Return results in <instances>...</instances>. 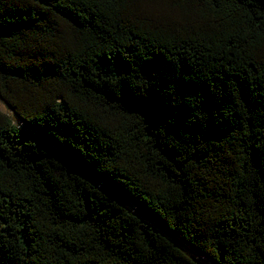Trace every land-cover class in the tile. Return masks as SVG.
I'll use <instances>...</instances> for the list:
<instances>
[{"label":"trees","instance_id":"1","mask_svg":"<svg viewBox=\"0 0 264 264\" xmlns=\"http://www.w3.org/2000/svg\"><path fill=\"white\" fill-rule=\"evenodd\" d=\"M0 99V264H264V0H0Z\"/></svg>","mask_w":264,"mask_h":264},{"label":"rangeland","instance_id":"2","mask_svg":"<svg viewBox=\"0 0 264 264\" xmlns=\"http://www.w3.org/2000/svg\"><path fill=\"white\" fill-rule=\"evenodd\" d=\"M0 111H2L3 113H5L19 129H21L26 134H28L34 141H36L37 143H39L43 147L50 149L57 156H64V157L66 156L64 154L63 150L61 148L57 147L51 140H49L46 137H44L43 135L39 134L32 127H30L27 124L23 123L18 117H16L14 115V113L12 112V110L10 108H8L7 105L1 99H0ZM70 160L75 164L76 169L80 173H90V168H85L84 166H82L81 164L75 162L74 160H72V159H70ZM92 179L96 183H98L99 185H101L102 187L111 190L113 192V194L120 199V201L122 202V204L127 209H129L130 211H132L133 213H135L137 216H139L142 219H144L147 223H149L150 225H152L160 233H162V234L165 233L164 227L161 224H159L158 222H156L153 219V217L145 209H143L141 206H139L137 203H135L127 195H125L124 193H122L120 190L113 188L107 182H105L104 180L98 178L95 175H92ZM184 246L186 247V249H188L190 251L191 254H193V255L194 254H197L196 255V258L197 259H199L201 261H204V262H207L203 257H201L200 255H198V251H196L193 247H191L189 245H186V244H184ZM208 264H211V263L208 262Z\"/></svg>","mask_w":264,"mask_h":264}]
</instances>
